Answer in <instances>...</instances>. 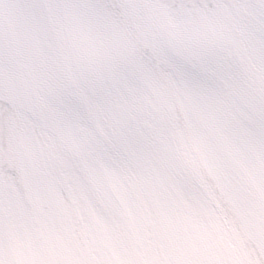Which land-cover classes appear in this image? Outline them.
Returning a JSON list of instances; mask_svg holds the SVG:
<instances>
[{
  "label": "snow or ice",
  "instance_id": "obj_1",
  "mask_svg": "<svg viewBox=\"0 0 264 264\" xmlns=\"http://www.w3.org/2000/svg\"><path fill=\"white\" fill-rule=\"evenodd\" d=\"M0 264H264V0H0Z\"/></svg>",
  "mask_w": 264,
  "mask_h": 264
}]
</instances>
